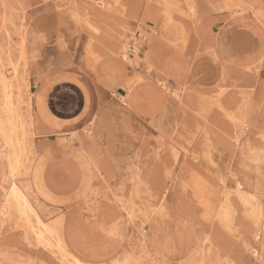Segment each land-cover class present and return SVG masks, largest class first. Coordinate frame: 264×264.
Here are the masks:
<instances>
[{"label": "rangeland", "instance_id": "rangeland-1", "mask_svg": "<svg viewBox=\"0 0 264 264\" xmlns=\"http://www.w3.org/2000/svg\"><path fill=\"white\" fill-rule=\"evenodd\" d=\"M231 20L242 62L264 0H0V264H73L13 184L83 264H264V50L218 57Z\"/></svg>", "mask_w": 264, "mask_h": 264}, {"label": "bare ground", "instance_id": "bare-ground-1", "mask_svg": "<svg viewBox=\"0 0 264 264\" xmlns=\"http://www.w3.org/2000/svg\"><path fill=\"white\" fill-rule=\"evenodd\" d=\"M243 1V0H242ZM164 4L167 6L169 5L167 2H164ZM240 12V11H239ZM199 14L195 13V15L193 16L192 19H195ZM263 51V50H262ZM261 50H258L256 51V53H261L262 52ZM217 56L219 57L218 53H217ZM255 56L254 60L258 59V55L255 54L253 55ZM261 61H257V62H253V64L255 63V66L257 67V65L260 63ZM117 68H119L117 65H115ZM1 77V76H0ZM3 79V78H1ZM5 84V81L3 82ZM10 86V85H9ZM6 87V86H5ZM4 88V87H3ZM10 89V88H9ZM7 90V89H6ZM3 92H4V89H3ZM7 92V91H6ZM5 92V93H6ZM4 94V93H3ZM165 99V96L163 97ZM6 100H8V98H6ZM4 100V101H6ZM223 102L224 101H221V103L219 105H223ZM227 103V102H226ZM121 107L126 109V103H122L121 102ZM7 107V105H6ZM5 108V107H4ZM10 108V107H9ZM7 109V108H5ZM8 111V109H7ZM7 119V118H6ZM240 120V119H239ZM9 123V122H8ZM1 127V126H0ZM16 127V125H15ZM14 127V128H15ZM13 128V127H12ZM11 128V129H12ZM10 130V129H9ZM16 130V128H15ZM4 131V130H3ZM2 131V132H3ZM3 133H6V132H3ZM0 134H2L0 132ZM12 134V132H11ZM10 134V135H11ZM5 136V135H3ZM10 137V136H9ZM8 141V140H7ZM17 142V141H16ZM11 143V142H10ZM12 144V143H11ZM5 145V144H4ZM19 145V144H18ZM5 147V146H4ZM175 158V157H174ZM17 160V159H16ZM17 162V161H16ZM10 164V163H9ZM17 166V164H16ZM10 168V167H9ZM39 168V167H38ZM20 169V167H19ZM10 170V169H9ZM40 170V169H39ZM17 172V167H16V171L14 173ZM10 175V174H9ZM12 175V174H11ZM14 175V174H13ZM37 175V174H36ZM28 176V175H27ZM11 177V176H9ZM13 178V176H12ZM37 178V176H36ZM139 178V177H137ZM39 181V185H40V188H43V190H46V186L43 182V177H42V180L41 179H38ZM137 182V181H136ZM139 184H141V182L139 181ZM239 188V187H238ZM42 191V190H41ZM9 194V193H8ZM10 199L8 201V205H11L15 210L16 212L18 213L17 215H21L26 218L29 216V214L32 215V217L34 218V225H30L32 222L28 220V225L31 227V229L36 232H34L36 235H37V239H39L40 241L42 240H45L46 241V244L47 242H54L53 240L56 241V246H57V251L60 253V255L65 258V259H71V261L73 262V264H83L81 263L80 259H77L74 257L73 254H68L69 250H68V245H66V243H64V241L61 240V235L57 232V230H55V228L53 227H50V226H47L46 224H44V222H42V220L40 219V217L35 213V211L33 210L29 200L25 197V195L19 190L18 186H16L15 184H13L11 186V193H10ZM229 204H228V208H229ZM156 209V208H155ZM157 210V209H156ZM252 213L254 215H258L259 213L256 212V211H252ZM231 216L229 210L227 211V209L225 210V212L222 213V219L227 223V227H228V223L227 221H229V217ZM260 219H263L264 217L263 216H260L258 217ZM23 219V218H22ZM18 221V220H17ZM31 222V223H30ZM30 223V224H29ZM151 228V227H150ZM34 235V236H36ZM46 236V237H45ZM36 238V237H35ZM38 240V241H39ZM37 242V241H36ZM43 243V242H42ZM41 244V242H40ZM49 244V243H48ZM55 245V244H54ZM249 249V248H248ZM253 254L256 255L257 254V251L253 249ZM73 253V252H72ZM96 259H102V258H105V255H102L100 256L99 254H96L95 256ZM64 259V260H65ZM117 261V260H116ZM66 263H68V261H66ZM63 264V263H62Z\"/></svg>", "mask_w": 264, "mask_h": 264}, {"label": "crops", "instance_id": "crops-1", "mask_svg": "<svg viewBox=\"0 0 264 264\" xmlns=\"http://www.w3.org/2000/svg\"><path fill=\"white\" fill-rule=\"evenodd\" d=\"M232 21L233 20H231L230 22H225V25L222 26L219 29V31L217 32L218 35H216L214 37L219 57L223 58L225 61L230 63V65L238 66V67H241V68L251 66V65L247 66V64H249V63H253V62H256V61H259V60H263L261 58V53H256V51H258V50L262 51V50H264V48L262 46L258 47V45H257V46H255L252 49L251 54L247 58H245L244 61H242V62H237L236 61V57L239 54H241L243 51H242L241 48H238L237 45H234V43H227L228 42L227 38H226L227 37V28L230 26L229 23H231ZM205 28L212 33V31L209 29V27L205 26ZM252 35H254V34H252ZM154 38H155V36H152L151 38H149V41L147 42L148 43L147 45H149ZM147 50H146V52H147ZM146 52H145V54H146ZM145 54L143 56H139L138 55V59L139 60H143V62H144ZM255 54L258 55V59H256V60H254L255 56H253ZM262 55L264 56V52L262 53ZM109 59L110 58H108L107 62H104V65L107 68L111 67L110 64H113ZM203 61H204V64H203V62L201 64H199V68H198L199 71L197 73V76L199 77V80L201 82L202 81L204 82L203 83L204 85L205 84L208 85V83H211L212 79H216L217 80L219 77H221L222 76V72H221V69H220V67H219V65L217 63L218 59L215 60V59H212V58L208 57V58H206ZM240 65H243V66H240ZM109 69H110L109 71L111 72L112 68H109Z\"/></svg>", "mask_w": 264, "mask_h": 264}]
</instances>
